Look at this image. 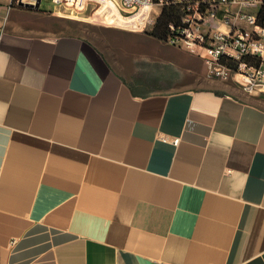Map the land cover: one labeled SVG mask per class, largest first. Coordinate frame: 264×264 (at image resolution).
Listing matches in <instances>:
<instances>
[{"label": "crops", "instance_id": "1", "mask_svg": "<svg viewBox=\"0 0 264 264\" xmlns=\"http://www.w3.org/2000/svg\"><path fill=\"white\" fill-rule=\"evenodd\" d=\"M11 4L0 0V264H264V93L168 90L194 56L135 34L156 46L158 88L140 91L60 29L79 19Z\"/></svg>", "mask_w": 264, "mask_h": 264}, {"label": "built area", "instance_id": "2", "mask_svg": "<svg viewBox=\"0 0 264 264\" xmlns=\"http://www.w3.org/2000/svg\"><path fill=\"white\" fill-rule=\"evenodd\" d=\"M39 8L49 5L60 17L79 19L89 8L103 5L118 14L148 19L151 30L164 9L176 8L179 18L167 26L163 43L204 63L213 78L232 79L250 95L264 93V26L258 14L264 0H12ZM100 8H99V7ZM127 19V18H126ZM147 23V24H148ZM144 29L146 24L141 25ZM3 30L0 28V40Z\"/></svg>", "mask_w": 264, "mask_h": 264}, {"label": "rangeland", "instance_id": "3", "mask_svg": "<svg viewBox=\"0 0 264 264\" xmlns=\"http://www.w3.org/2000/svg\"><path fill=\"white\" fill-rule=\"evenodd\" d=\"M99 7V6H98ZM100 8V7H99ZM89 7L77 21L66 20L61 22L60 29L62 31L85 36L94 41L100 49L105 53V56L112 65L140 91L157 90L148 78L149 73V51L153 52L156 48L155 44L142 42L139 45V40H157L152 37L151 24L148 19L152 18L148 15L138 16V12L133 15L118 14L117 11L109 7H101L100 11ZM127 18V19H126ZM72 23L80 24L82 30L70 27ZM148 23V24H147ZM142 24H146L143 29ZM56 25V24H55ZM135 34H140L138 39ZM159 41V40H157ZM164 57V56H163ZM167 58V57H166ZM184 60V59H183ZM184 66L188 72L187 76L177 82L169 83L165 88L168 90L181 89L189 86L198 88L217 87L218 85L227 90L234 91L242 96H254L246 93L244 88L232 80L212 81L206 77V69L200 60L187 55ZM258 96L261 94H257Z\"/></svg>", "mask_w": 264, "mask_h": 264}, {"label": "trees", "instance_id": "4", "mask_svg": "<svg viewBox=\"0 0 264 264\" xmlns=\"http://www.w3.org/2000/svg\"><path fill=\"white\" fill-rule=\"evenodd\" d=\"M11 6L15 7V4L12 2ZM178 18L179 12L176 8L164 9L150 35L162 41L166 35L168 24L177 21ZM258 22L264 26V6L259 11Z\"/></svg>", "mask_w": 264, "mask_h": 264}, {"label": "water", "instance_id": "5", "mask_svg": "<svg viewBox=\"0 0 264 264\" xmlns=\"http://www.w3.org/2000/svg\"><path fill=\"white\" fill-rule=\"evenodd\" d=\"M20 7L21 8H25V9H28V10H35V11H37V10H39L40 8H39V3L35 6V7H33V6H29V5H23V4H20Z\"/></svg>", "mask_w": 264, "mask_h": 264}]
</instances>
